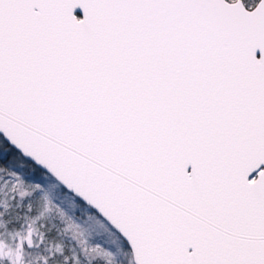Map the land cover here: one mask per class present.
I'll use <instances>...</instances> for the list:
<instances>
[{
  "label": "snow or ice",
  "instance_id": "1",
  "mask_svg": "<svg viewBox=\"0 0 264 264\" xmlns=\"http://www.w3.org/2000/svg\"><path fill=\"white\" fill-rule=\"evenodd\" d=\"M0 264H264V0H0Z\"/></svg>",
  "mask_w": 264,
  "mask_h": 264
}]
</instances>
